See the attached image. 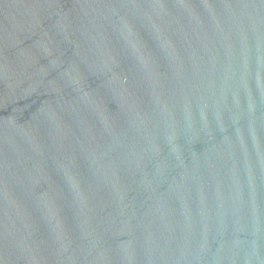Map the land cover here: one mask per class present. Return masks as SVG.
<instances>
[{
	"label": "water",
	"instance_id": "water-1",
	"mask_svg": "<svg viewBox=\"0 0 264 264\" xmlns=\"http://www.w3.org/2000/svg\"><path fill=\"white\" fill-rule=\"evenodd\" d=\"M0 264H264V0H0Z\"/></svg>",
	"mask_w": 264,
	"mask_h": 264
}]
</instances>
